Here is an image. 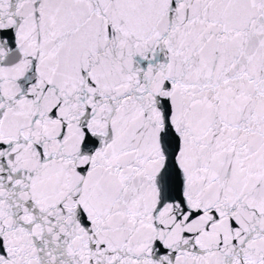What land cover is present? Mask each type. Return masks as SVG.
I'll use <instances>...</instances> for the list:
<instances>
[{
	"label": "snow or ice",
	"instance_id": "1",
	"mask_svg": "<svg viewBox=\"0 0 264 264\" xmlns=\"http://www.w3.org/2000/svg\"><path fill=\"white\" fill-rule=\"evenodd\" d=\"M0 264H264V0H0Z\"/></svg>",
	"mask_w": 264,
	"mask_h": 264
}]
</instances>
